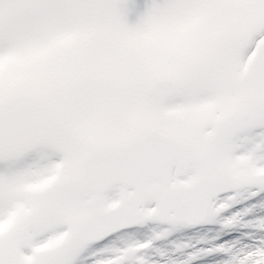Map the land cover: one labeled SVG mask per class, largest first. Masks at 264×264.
Listing matches in <instances>:
<instances>
[{
	"label": "snow or ice",
	"instance_id": "1",
	"mask_svg": "<svg viewBox=\"0 0 264 264\" xmlns=\"http://www.w3.org/2000/svg\"><path fill=\"white\" fill-rule=\"evenodd\" d=\"M0 264H264V0H0Z\"/></svg>",
	"mask_w": 264,
	"mask_h": 264
}]
</instances>
